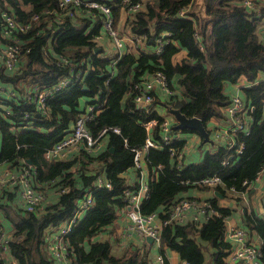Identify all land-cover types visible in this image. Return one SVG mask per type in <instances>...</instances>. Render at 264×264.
Here are the masks:
<instances>
[{
	"label": "trees",
	"instance_id": "obj_1",
	"mask_svg": "<svg viewBox=\"0 0 264 264\" xmlns=\"http://www.w3.org/2000/svg\"><path fill=\"white\" fill-rule=\"evenodd\" d=\"M98 1L110 6L114 22L120 8L128 9L131 13L126 26L130 33L142 38L133 50L116 57L113 65L95 50L98 45L94 38L101 34L103 18L98 10L81 6L75 11L71 5L61 8L58 0H0V12L6 10L28 26L5 36V25L0 20V44L20 45L15 70L5 71L0 59V81L19 92L13 99L0 96V162L13 168L25 162L36 171V188L51 187L57 192L55 201L37 210L21 209L9 230V255L17 264H56L47 250L45 233L65 223L76 202L91 188L92 205L63 237L68 264H150L149 255L139 247L117 255L112 253L108 237L92 238L108 230L117 212L126 209L125 192L137 188L136 182L129 184L124 174L134 169L133 148L141 147L146 137L161 142L159 125L163 116L154 108H138L134 102V85L161 71L170 93L164 100L155 95V105L162 104L166 110L177 108L188 117L197 116L204 125L211 117L220 116V109L230 101L223 91L224 83H235L240 77L252 83L243 90L251 105L247 113L249 126L232 135L235 147L242 144L239 153L235 148L227 149L226 143L210 139L213 151H206L198 161L186 163L184 152L178 161L167 146H161L150 147L143 162L148 170V189L139 211L155 212L161 221L159 253L164 264H169L167 250H175L182 261L190 264H233L227 258L232 244L223 238L226 217L232 211L219 206L216 196L203 200L209 204L210 214L200 224L194 219L163 221L169 219L179 198L192 199L184 195L189 190H244L264 163V42L256 32L257 16L243 6V0H207V19L196 15L194 0ZM135 3L142 8L132 12L130 6ZM181 9H185L184 14H179ZM158 38L163 40V46L155 53ZM181 48L186 55L174 63L173 57ZM71 68L85 69V74L46 98V115L31 113L32 105L22 98L25 87L52 86L60 77L69 75ZM82 98L94 104L96 112L86 123L88 130L95 136L107 127V146L97 152L80 150L68 159L48 160L45 150L68 133L80 112ZM26 112H30L29 117ZM150 119L155 120V125L149 132L144 123ZM114 127L120 132L115 133ZM171 127L173 132H196ZM172 143L176 150L183 151L184 139ZM99 173L104 174L110 187H95ZM213 174L220 177L219 184L209 187L198 183L200 178ZM15 197L8 192L5 202H0L3 214L8 216L5 206ZM243 222L245 229L263 239L258 260L264 264V216L252 210L243 214ZM6 257L0 248V264H7Z\"/></svg>",
	"mask_w": 264,
	"mask_h": 264
},
{
	"label": "built area",
	"instance_id": "obj_2",
	"mask_svg": "<svg viewBox=\"0 0 264 264\" xmlns=\"http://www.w3.org/2000/svg\"><path fill=\"white\" fill-rule=\"evenodd\" d=\"M58 4L61 8L71 5L72 10L75 11L81 6L88 7L98 10L103 15L102 29L104 30L105 35L110 37L116 48L115 54L113 56L109 57L108 54H104V57H109L112 65L115 64L116 57L122 53L120 50L122 47V38L114 26V20L113 15L111 14L110 6L98 0H58ZM243 6H245L248 10L249 8H254L251 0H243ZM130 8L132 12H135L142 8V5L135 3L131 5ZM184 11L185 9L179 10V14H184ZM0 20L2 24L5 25L2 29L3 35L5 36H8L9 32L11 31H23L28 27L26 24L20 23L12 13L6 10L0 12ZM103 35H97L94 40L96 42H100V40L103 39ZM161 35H164V33ZM133 38L138 41L141 37L134 36ZM162 46L163 40H161V38L156 39V46L153 49L154 52L159 53ZM19 58L20 45L17 42H11L4 45L3 47H0V59L2 60L4 69H14ZM83 74H85V69L77 71L72 70L69 75L60 77L56 83L46 88L39 87L36 84L27 85L22 94V98L25 99L28 104L32 105L30 110L35 116L46 115L48 109L45 103L46 98L52 92L66 87L71 83H75L76 79L83 76ZM156 90L170 93V90L167 87L166 77L161 71H155L150 76H145L142 81L134 85V102L136 106L138 108L144 109L145 111H150L153 108L155 109L154 98L156 95ZM0 91H3V98L5 99H13L19 94L18 90L11 84L8 87H3V85L0 83ZM246 108H249V106L245 104V102H243V100L237 95L232 96L226 106V112L232 119L233 125L228 130V134L223 135L224 141L226 143L227 149L235 148L234 151L237 153L241 151L242 144L240 143L235 147V141L232 135L234 132L244 129L245 123L242 113ZM95 114L96 112L94 111V104L86 102L80 109V112L75 118L68 133L65 134L54 145L47 148L44 152V156L48 160H63L69 155H72L74 152L80 150L90 151L93 148L98 147L108 128L103 127L97 132L95 136L92 135V133L88 130L86 123L88 120L92 119ZM29 115L30 112L25 113L26 117H29ZM28 124H30V122H28ZM154 125V119H150L144 123V126L147 130L149 128L152 130ZM159 128L161 130L160 143L150 139V137H146L145 142L141 145V147L133 148V167L136 171L140 172L142 169H144L142 168L144 166V155L150 147L159 148L161 146H167L170 155L180 161V158L182 157L185 150V145L183 147V151H178L172 146V142L179 139V137L177 132L172 131L170 118L168 116L163 117ZM112 130L115 133L120 132L117 127L112 128ZM263 170L264 163L254 179L248 183V186L260 178V174H262ZM35 175V169L30 165H26L25 162H23L18 168H7L0 172V189L16 186L20 191L23 208L28 211L37 210L40 208V204L44 200L45 194L43 193L42 189L35 187ZM220 182L221 179L217 174L206 176L198 180L199 184L209 187H213ZM136 184V189L127 190L125 192V213L127 219L135 232L145 237L152 236V241L155 242L159 248L161 221L159 218L156 220L157 214L155 212L142 214L139 211V204L147 194V181L136 182ZM102 186L110 187L109 183L103 181L102 177L98 174L95 187L98 188ZM64 190L66 189H61L60 191ZM199 200L200 199L197 198H179L172 206L169 219L164 220L163 223L170 221H185L186 213L190 210H195L196 213L193 215V219L196 223L200 224V214L207 218L210 213L208 212L209 204ZM92 202V189L88 188L85 190L82 197L76 202L70 218L65 223L55 228L49 229L51 230L50 232L47 230L45 233L47 250L56 264H68L69 260L67 257L66 244L63 237L72 230V226L76 219L92 205ZM9 235L10 234L5 232L3 226L0 224L1 251L8 255V257H6L7 264H17L16 260L12 258L7 251ZM223 238L229 239L232 243L229 257L233 264H261L258 260L260 256V249L257 248L256 245L250 241V239H248L246 232L242 228L236 226H226ZM156 261L158 264H164V258L160 253L156 255ZM182 264L190 263L188 261H183Z\"/></svg>",
	"mask_w": 264,
	"mask_h": 264
},
{
	"label": "crops",
	"instance_id": "obj_3",
	"mask_svg": "<svg viewBox=\"0 0 264 264\" xmlns=\"http://www.w3.org/2000/svg\"><path fill=\"white\" fill-rule=\"evenodd\" d=\"M251 1L253 3L254 8L253 9L249 8V10L258 18L256 32L259 40L264 42V1L263 0H251ZM200 3L201 0H194L192 5L194 8H196L195 12L197 16H198L197 8L201 6ZM202 12L203 11H199L200 16H203L201 15ZM130 13L131 12L128 9L122 7L119 9L117 17H115L114 26L116 27L118 33L121 35L122 38V47L120 48L122 52L129 49L133 50L135 47H137L136 43H140L139 41H142V38H140L138 41L133 40V36L130 35L131 33L126 26V21ZM99 33H101V35L103 34L104 35L102 36L103 39L100 40V42H97L98 45V48H96L97 51H101V54L103 56L104 54L105 55L108 54L109 57L113 56L115 54L116 48L113 42L111 41L110 37L109 36L107 37L105 35L104 30L102 28L100 29ZM123 39L126 41V44L123 43ZM4 45L0 44V47H3ZM185 55H186V50L183 48L179 49L178 52L173 57V62L177 63ZM16 66L12 70L5 69V71H13L15 70ZM0 83L3 85V87H8L10 85L9 83H3L1 81ZM251 84L252 83L249 82L245 77H240L237 82L235 83L226 82L224 83L223 86V91L229 96L230 99L232 96L237 95L243 100V102H245V104L249 106V108H246L242 113L243 115L242 117L245 123L243 129L244 131L247 130L249 126L250 118L247 115V113L248 110L251 108V105H250V101L246 100L243 90L244 87H249ZM166 94L167 93H165L164 91L158 92L156 90V95L160 100H164V98L167 96ZM0 96L2 97L4 96L3 91H0ZM86 100H87L86 98H82L78 108L81 109L84 106V104L87 102ZM226 106L220 109L222 112L220 116L211 117L204 125L206 130L209 132V139H211V141L213 140V142H219L221 144L225 143L223 135L228 134L227 133L228 130L233 125L232 119L229 117L228 113L226 112ZM155 110L163 117L168 116L170 118L171 126L176 124L177 119L175 118V116L171 112H169V109L166 110V108L162 104H156ZM182 129H188V128H182ZM176 132L179 138L185 140V151H184L183 159L186 163L192 161H198L199 159H201V157L204 155L206 151H213L214 149L213 143H211L210 140L207 142H203L202 136L201 135L199 136L198 135L199 133L197 131L196 132L198 134L193 131H188V132L176 131ZM106 146H107V138L104 136L99 146L93 148L91 151L97 152L105 148ZM70 156L71 155H69L66 159H68ZM11 167L12 166H9L7 163L0 162V172ZM142 168L144 169H142L140 172L137 171V173L136 170H134L133 168H130L127 171H125L124 174L129 184H132L134 182L147 181L148 170L145 166H143ZM101 172L103 173L104 171L102 170ZM103 175L104 174L101 175L99 173V176H101L102 180L105 181ZM96 179L94 183H96ZM46 188L48 189L45 190L42 189L43 193L47 195H45V198L40 204V207L44 203H51L52 201H55L57 197V192L54 191L55 189L53 190L51 189V187H46ZM214 191H216L218 195L215 194ZM230 191L232 192L233 197L227 198V194L231 195L229 194ZM8 192H13V196L14 197L16 196L13 203H9L7 206H5L8 216H10L12 220L9 219V217L6 214H3V212L0 209V224L3 226L5 232L10 233L9 230L11 228V225L13 224V221L18 220L23 206L21 202L19 188H17L16 186L0 189L1 203L5 202L6 194ZM184 195L190 196L192 198L200 199L199 201L201 200L203 201L204 199H208L210 197L216 196L217 197L216 202L219 206H225L231 208L232 213L226 217V226H236L242 228L246 232V236L248 237V239H250V241L254 243L257 248L260 249L263 239L259 237L254 231L247 230L244 228L243 214L245 212H251L252 210H254L256 213L260 214L261 216H264V170L262 174H260V178L254 181L244 190L224 188V192L222 193L215 189L202 190L199 188H193L188 192H186ZM195 213H196L195 210L188 211L186 213L185 220L193 219V215ZM157 219L158 217L156 218V220ZM199 219L201 223L206 219V217L200 214ZM50 231L51 230H49L48 232ZM107 237L112 241L111 251L113 254L118 255L123 253L125 250L129 248L139 247L142 252H146L149 255L150 264H158L156 261V255L159 254V248L157 247L155 242L148 241L145 236H141L140 234L134 231V229L130 226V222L127 219L125 209L119 210L117 212L115 221L108 228V230L94 236L92 240H95L97 238L102 239ZM225 240L230 241L229 239H225ZM166 254L168 256L169 264H182L183 261L179 258L178 253L175 250H167ZM229 255H230V251L228 253V257Z\"/></svg>",
	"mask_w": 264,
	"mask_h": 264
},
{
	"label": "water",
	"instance_id": "obj_4",
	"mask_svg": "<svg viewBox=\"0 0 264 264\" xmlns=\"http://www.w3.org/2000/svg\"><path fill=\"white\" fill-rule=\"evenodd\" d=\"M204 4V0H202V4L200 3V8H202L203 12L201 13V15L203 16H200V13L198 12V17L199 18H204L206 17V12H205V4ZM200 22V21H199ZM97 51V49H95ZM84 88H86V86L84 85ZM169 112H171L175 118L177 119L176 121V124L174 125V128L175 129H182V128H188V129H191V130H196L201 136H202V141L203 142H207L209 141V132L206 130L202 120L197 117V116H192V117H188L186 115H184L182 112H180L179 109L177 108H170L169 107ZM148 131L150 132L151 131V128L148 129ZM29 162V160H28ZM215 194L218 195V193L216 191H214ZM146 239L148 241H152V236H146Z\"/></svg>",
	"mask_w": 264,
	"mask_h": 264
},
{
	"label": "rangeland",
	"instance_id": "obj_5",
	"mask_svg": "<svg viewBox=\"0 0 264 264\" xmlns=\"http://www.w3.org/2000/svg\"><path fill=\"white\" fill-rule=\"evenodd\" d=\"M264 1V0H263ZM207 3V0H204V4H206ZM201 4H202V0H201ZM194 10H196V8H194ZM203 9H201L200 7L199 8H197V11L199 12V11H202ZM209 16L206 14V17H204V18H202V19H207ZM210 25H211V23H210ZM131 36H136V35H134V34H130ZM107 37H108V35H106ZM133 40H135L134 38H133ZM140 42V41H139ZM123 43L124 44H126V41L123 39ZM111 44H112V42H111ZM154 49V48H153ZM229 194H231V195H228L227 194V198H232L233 196V194H232V192L230 191L229 192ZM227 198H225V199H227ZM228 260H229V257H228Z\"/></svg>",
	"mask_w": 264,
	"mask_h": 264
}]
</instances>
